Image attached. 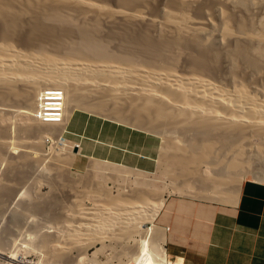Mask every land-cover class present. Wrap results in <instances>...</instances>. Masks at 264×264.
Instances as JSON below:
<instances>
[{"label": "bare ground", "instance_id": "1", "mask_svg": "<svg viewBox=\"0 0 264 264\" xmlns=\"http://www.w3.org/2000/svg\"><path fill=\"white\" fill-rule=\"evenodd\" d=\"M27 12L52 34L35 38L36 27H31L32 36L17 48L14 34L19 16ZM0 21V84L5 89L0 88V100L20 102L1 104V117L18 115L27 129L33 127L41 88L62 92L60 124H45L52 129L39 130L34 140L0 136V148L11 159L0 188L6 191L4 200L15 195L12 204L25 205L27 212L11 211L10 221L25 229L26 244L44 248L36 264H46L59 252L71 256L74 249L73 259L81 264L91 248L112 251L122 240L135 248L126 253L119 244L124 254L114 249L117 264H171L157 247L163 235L150 239L152 229L146 225L155 226L161 197L128 185L116 186L114 194L98 182L93 189L68 194L67 207L55 208L49 198L15 193L22 189L18 184L24 183L27 158L49 161L59 171L73 156L88 153L85 143L65 138L69 154L56 153L50 161L38 151L43 134L66 136L67 128L78 123L76 110L151 133L148 140L159 141L156 159L184 178L175 186L180 193L234 204L242 177L264 183V0H0ZM88 168L87 163L91 179Z\"/></svg>", "mask_w": 264, "mask_h": 264}, {"label": "rangeland", "instance_id": "2", "mask_svg": "<svg viewBox=\"0 0 264 264\" xmlns=\"http://www.w3.org/2000/svg\"><path fill=\"white\" fill-rule=\"evenodd\" d=\"M1 23H0V27H1ZM36 24H37V26H36ZM39 26H40V29H39ZM31 27H32V29H34V27H36L35 32L37 33V35L33 34V33H35L34 31L31 32L33 34V36H35V38H36V36H37V38L39 36V39L40 38L45 39V38L50 37V35L52 34L51 31H47V29L45 27H43L39 23H36L34 20H32L30 13H28V12L26 14L24 13V14L19 16L17 31L14 34L15 37L13 40L15 42V44H14V42L12 43L14 47L24 48L21 41L23 40V38H25V36L31 35L29 33L30 30H32ZM45 30H46V32H44ZM41 33L43 35H41ZM45 33H49V35L45 34ZM44 34H45V36H44ZM1 87L3 88L4 86H2V84H0V88ZM2 88H1V90L3 91L4 88L3 89ZM17 102H19V101L16 99H13V98L5 100V101L0 100V108H2L1 104L2 105L4 104V105H12V106L16 105L17 106L20 103L19 102L17 104ZM75 113L77 116L76 120L78 121V123L75 126H73V123H72V125H71L72 127L70 126L71 129L77 131L80 135H82L86 138H89L90 140H95V141H103V140L106 141L107 140V141L111 142L112 145L114 147L118 148L119 150L112 149V148L109 149V148L104 147V146L102 147V149H100L97 147L98 145L93 146L92 142L82 140V141L87 143L86 146L89 147V149H91V151L94 154L98 155V156H94V157H97V159H92V161H89L88 158L83 157L82 156L83 154L80 153L79 155L72 157V161L70 162V165H68L69 164L68 163L64 166V167H66V168H64L65 170L63 168H60L59 171H58V169L53 168L51 165V162H49V161L46 162V160H44L42 162V160L40 161V160H34V159L27 158L26 162L29 163V165H28L29 167H27L26 170L22 169V167L19 169L20 171L22 169V174L24 175L23 177L25 178L23 181L24 183L22 182L24 185L18 184V186L20 188H22V189H18L19 187L17 188V184H16L14 191H16L17 189L19 191H16L15 193L18 192V193H20V196H22V192H24L27 196L29 195L28 197H34L35 196V197H38L40 200H41V198L42 199H48L49 198V200L53 201V205L55 208L67 207L69 205V201H68L69 195L72 194L73 191H78V190L81 191L83 189L90 190L91 188L93 189L94 185H97L98 182H99V184L108 188V190L114 194L117 192L115 190L118 189V188H116V186L118 187V186L122 185L124 187V185L125 186L128 185L130 187H128V186H126V187L133 189L135 191L137 189V192H139V193H140V191L142 192V190H143V191L147 192L149 197H151V196H155V197H159V198L161 197L164 200L169 195H180V196H187V197H191V198H197L196 196L195 197L188 196V195L180 193L176 190V189H178V187L175 188V186L176 185L179 186L182 182H184V178L182 179L181 176H179V175L176 176V175L170 173L169 169H167L168 167H166V164L162 160L156 159L155 147H156V145H158V142H159L158 139H153V140H155L154 141V143H155L154 144V150L150 153V156L153 159V161L149 162L150 164L145 163L146 155L142 154V153H145L144 151H142V149L145 146H149L148 138H149V136L152 135L151 133L144 131V130H138V129H135L132 127H126L125 125L119 124L118 122L111 121V120L106 119V118H102L99 115L97 116V115L88 114L83 109H82V111L76 110ZM0 114H1V112H0ZM2 115H4V114H2ZM2 115H0V119H1L0 120L1 121L0 122V124H1L0 125V136L2 138H8V139L10 138L13 140L15 139L18 142L27 141V140L29 141V140H34L36 137H38L41 134L40 132H42V131L44 132V130H46V129H52V128H48V127L44 126L45 124H39L36 120H34L35 124L33 123L35 126L28 127V129H27L24 126V124L22 123L23 121L19 119L20 117L18 115H14V116L13 115H11V116L5 115V118L8 117L10 119H8V118L4 119L3 117H1ZM2 118H3V121H2ZM17 122H18V124H17ZM14 125H15V127H14ZM59 127H61V126L59 125ZM9 128H10V130H9ZM21 128H23V129H21ZM39 130H40V132H39ZM66 132L68 134V131H66ZM10 136H12V137H10ZM43 136L44 137L45 136L51 137L52 135L48 136L46 134H43ZM56 138H57V136H56ZM56 138L54 137V139H56ZM64 138H65V140H68V141L69 140L71 141V139H72V137H70L69 135H66ZM84 142H81V144H83ZM59 143L60 144H58L54 147L51 146L50 148H47L45 146L44 140H43V143H42L41 147H39L38 151L41 153V150H43L41 154H44V155H46L47 158H50V161H51V158H54V154L55 155H57V154H60V155L64 154L65 155L66 153L69 154V152H66L64 150L65 145L67 144L66 141L64 142V140H60ZM75 143H79V142L75 141ZM116 144H118L121 147H118ZM150 147H151V144H150ZM32 149H34V147ZM37 149H38V147L37 148L35 147L34 150L36 151ZM0 150H1L0 151V158H1L0 159V163H1L0 164V187L3 188L2 186H3V183L5 182L4 181L5 172L7 171V168L9 167L8 161H10L11 159L8 158L7 155L5 156L4 149L0 148ZM2 150H3V152H2ZM121 150H125L126 152H128V154L126 152H122ZM67 151H68V149H67ZM129 152L134 153V154L136 153V155L138 157H136L134 155H130ZM12 156L16 157L15 154H13ZM106 158L107 159L111 158V160L113 159L114 161L111 162V161L105 160ZM47 160H49V159H47ZM87 163H88V167H89L88 169L92 170V177H93V178H91L92 180L90 179L91 176H86V175H88V174H86L87 172H85L86 171L85 167H86ZM29 169H30V171H28ZM67 169H69V170L67 171ZM80 175H81V177H80ZM66 176H68V177H66ZM109 178L111 179V181ZM68 179H70V180H68ZM242 179L244 180V179H251V178L249 175H246L245 177H242ZM25 180H27V181H25ZM77 180H78V182H77ZM189 180H187V181H189ZM192 181H193V183H197L196 180H192ZM76 183H77V185H79L77 188H76V186H77ZM260 183H263V182H260ZM88 184H90V185H88ZM22 185H23V187H22ZM87 185H88V187H87ZM83 186H85V187H83ZM122 186H120V187H122ZM229 186L230 187H228V188H231V189H229V191L233 190V185H229ZM1 188H0V190H1ZM25 188H26V190H25ZM2 190H4V189H2ZM2 190L0 191V198L3 200V202H2V200L0 199V201H1L0 202V211H1L0 212V215H1V217H0V243H1V245L0 246H1V249L3 248V250H2L3 254H0V264H36L41 258L43 259L42 255L44 254L43 253L44 248L43 249L37 248V245H38L37 243H35V245L37 244L36 246H33L34 244L32 242H30V244L32 243L31 245L28 243L26 244L25 239H22L23 236H21L22 235L21 232H23L25 229L18 230L20 228L17 227L15 223L10 221L11 211L16 210L18 212H27L25 205L21 201H17L15 204H12L15 201V195L12 196L13 198L7 197V200H8V202H7L6 200H4L6 198L4 196L6 191L4 190V192H3ZM197 199H199V198H197ZM9 200L11 201V203ZM40 202H42V201H40ZM64 204H67V205H64ZM57 222H58V220H57ZM146 225L151 227V229H152V231H150L152 233L149 232L150 235L148 234V237H150L151 235L153 236V238H150V239L153 240L156 238V236H159V234L162 235V232L160 231V229L157 226L155 227V226H152L151 224L150 225L146 224ZM16 229H17V231L15 233ZM19 231L21 234H18ZM156 233H158V234H156ZM18 235L20 236V238H18L19 237ZM10 239H12V240H10ZM161 239H163V238H161ZM7 240L13 241V242H8ZM162 241H161V243H158L157 247L161 250H164ZM119 242H117L118 244H116L117 245L116 248H115V246L113 247L112 251L110 249L109 250L104 249V250L97 251L98 250L97 248L100 247L99 245H98V247H93L86 252L87 256L85 255V258L91 259V261L94 260V262H92L93 264L94 263L95 264H117L118 263L117 259H118V257H120L119 254L117 255L118 252L116 253V251L118 249H119L118 251L121 254H124L123 248H124V251L126 248V253L131 251L132 246L135 248V244H133V245L127 244L123 240H122V242H120V243ZM121 243H122V245H121ZM119 244L121 245V247L123 246V248L119 247ZM28 245L32 246V248H34V247L35 248L32 249V251H31L30 247L28 248ZM127 245H129L130 247ZM38 250L39 251L43 250V251L42 252L40 251L41 253L39 254V252H37ZM12 252L16 255L13 256L14 254H12ZM113 252H114V254L116 253V255H114ZM59 253H60V255L58 253H56L57 257H56V255L50 256L49 257L50 261L47 258L46 260L49 262H47L46 264H50V263L51 264H61V263L62 264H68V263L70 264V263L75 262L77 260L76 258H75L76 259L75 261L73 259L74 256L75 257L77 256L76 255L77 249L76 250L74 249V251H71V253H73L71 255L72 257L70 256V252H65V253L59 252ZM61 253L62 254L64 253L63 254L64 256L61 255ZM67 253H69V254H67ZM40 255H41V257H40ZM10 256L16 257L15 258L16 260H12L10 258ZM144 256H146V253L142 254V256L139 257V259H138L139 262L141 261L140 260L141 257H142L141 262H143V260H145L146 257H144ZM88 259H86L84 261L87 263ZM68 261H70V262H68ZM84 261L81 264H86ZM89 262H90V260H89ZM75 263L77 264V261ZM75 263H72V264H75ZM88 264H90V263H88ZM139 264H141V263H139Z\"/></svg>", "mask_w": 264, "mask_h": 264}, {"label": "crops", "instance_id": "3", "mask_svg": "<svg viewBox=\"0 0 264 264\" xmlns=\"http://www.w3.org/2000/svg\"><path fill=\"white\" fill-rule=\"evenodd\" d=\"M67 131L71 141L79 144L86 140L93 146L103 144L119 150L107 140H90L71 127ZM148 142L151 147L142 149L146 164L153 161L150 153L154 141ZM86 148L84 151L89 154L83 155L98 156ZM129 154L138 157L136 153ZM237 197L234 204H220L187 196H167L153 223L162 232L168 261L171 264H264V184L244 179Z\"/></svg>", "mask_w": 264, "mask_h": 264}, {"label": "built area", "instance_id": "4", "mask_svg": "<svg viewBox=\"0 0 264 264\" xmlns=\"http://www.w3.org/2000/svg\"><path fill=\"white\" fill-rule=\"evenodd\" d=\"M34 118L39 124H60L63 117L62 92L56 87L47 86L41 88L35 98ZM64 135L51 138L44 137V144L47 148L56 146Z\"/></svg>", "mask_w": 264, "mask_h": 264}]
</instances>
